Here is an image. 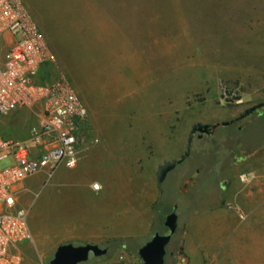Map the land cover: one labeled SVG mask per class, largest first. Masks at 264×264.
<instances>
[{"label": "rangeland", "instance_id": "rangeland-1", "mask_svg": "<svg viewBox=\"0 0 264 264\" xmlns=\"http://www.w3.org/2000/svg\"><path fill=\"white\" fill-rule=\"evenodd\" d=\"M21 1L53 57L45 76L75 88L89 113L90 134L108 141L111 151L117 152L119 142L141 141V148L127 151L134 161L140 159L134 151H140L142 159L147 156L156 172L184 153L192 125L218 124L209 136H191L189 155L160 184L159 207L175 209L177 215L164 264H186L184 254L173 263L169 254L180 253L188 216L203 212L207 232L210 214L204 210L221 194L224 170L264 150V107L234 121L245 109L264 102V0ZM45 24L55 27L62 41L65 38L59 49L73 68L63 63L57 44L47 43ZM81 27L84 33H71ZM37 124L38 117L26 111L0 116L5 137L24 140ZM53 181L35 198L42 207L53 205V200L44 199ZM244 214L246 226L226 235L219 252L203 264H264V219L251 221ZM158 233H167L164 224ZM107 249L103 257L89 256V261L105 259L115 245ZM20 254L21 264H28L22 249ZM52 255L30 264H49Z\"/></svg>", "mask_w": 264, "mask_h": 264}, {"label": "crops", "instance_id": "crops-1", "mask_svg": "<svg viewBox=\"0 0 264 264\" xmlns=\"http://www.w3.org/2000/svg\"><path fill=\"white\" fill-rule=\"evenodd\" d=\"M40 6L37 12L42 19ZM85 9L89 14L88 2ZM44 29L47 43L57 44L63 63L73 68L68 55L59 49L60 43L64 46L65 38L62 41L60 35L54 33L55 27L51 29L45 24ZM77 31L82 34L85 28L71 33L74 35ZM71 44L74 47L73 42ZM78 141L76 167H59L50 176L46 170L40 171L24 178L14 188L17 204L29 212L32 243L21 247L24 259L30 264L52 254L64 243L100 246L120 243L122 245L117 244L105 259H88L82 264H140L135 253L159 231L168 212L159 207L161 190L155 180V162L147 160V156L142 159L140 151H134L140 156L134 161L130 149L141 148V141L119 142L115 152L110 150L108 141L95 140L89 131V113L80 123ZM127 148L130 149L127 151ZM244 175L247 178L242 181ZM52 177L54 187L44 199L53 200V205L42 207L35 198ZM221 179V194L204 210L205 214H210L209 230L205 231L203 212L196 211L186 219L180 251L185 255L186 264H203L210 254L219 252L226 235L236 232L239 226H246L242 223L245 210L251 221L264 219V150L245 164L226 168ZM93 184L98 185L97 190L92 189ZM157 207L159 213L155 211Z\"/></svg>", "mask_w": 264, "mask_h": 264}, {"label": "built area", "instance_id": "built-area-1", "mask_svg": "<svg viewBox=\"0 0 264 264\" xmlns=\"http://www.w3.org/2000/svg\"><path fill=\"white\" fill-rule=\"evenodd\" d=\"M52 62L23 2L0 0V116L26 111L38 117L24 140L0 132V264H21L20 246L32 242L15 186L40 171L50 176L59 167L73 169L79 161L78 130L87 110L69 82L45 76Z\"/></svg>", "mask_w": 264, "mask_h": 264}, {"label": "water", "instance_id": "water-1", "mask_svg": "<svg viewBox=\"0 0 264 264\" xmlns=\"http://www.w3.org/2000/svg\"><path fill=\"white\" fill-rule=\"evenodd\" d=\"M262 107H264V102L257 103L248 109H245L234 121H237ZM228 124L229 122H222L220 125L227 126ZM217 126L218 124L203 125L199 123L192 125L184 153L178 160L167 161L157 167L155 172L156 183L161 184L167 173L171 171L177 163L182 162L189 155L192 141L191 136L193 134L198 133V136L200 137L202 134L211 133L208 129L213 130ZM163 224L167 228V233H153L150 239L137 250V255L141 260V264H164V257L166 254L165 248L169 244L171 236L177 229V215L175 209H172V211L165 216ZM107 250V247H100L95 244L73 245L71 243H64L56 247L52 258L49 260V264H80L87 261L89 256L95 258L103 257L107 253Z\"/></svg>", "mask_w": 264, "mask_h": 264}, {"label": "flooded vegetation", "instance_id": "flooded-vegetation-1", "mask_svg": "<svg viewBox=\"0 0 264 264\" xmlns=\"http://www.w3.org/2000/svg\"><path fill=\"white\" fill-rule=\"evenodd\" d=\"M229 125V124H228ZM218 127V126H217ZM216 127V128H217ZM215 128V129H216ZM215 129H208L211 133H209V134H202L199 138H201V137H203V136H209V135H211L213 132H214V130ZM195 134H197L198 135V133H195ZM194 135V134H193ZM169 257H170V259H171V261H172V263L173 262H175V261H179V260H182L183 259V257H182V255H181V252L180 253H178V254H174L173 252H170V254H169Z\"/></svg>", "mask_w": 264, "mask_h": 264}, {"label": "trees", "instance_id": "trees-1", "mask_svg": "<svg viewBox=\"0 0 264 264\" xmlns=\"http://www.w3.org/2000/svg\"><path fill=\"white\" fill-rule=\"evenodd\" d=\"M171 211H172V209H170V211H168V212L165 214V216H166L167 214H169ZM164 219H165V217H164ZM164 219H163V220H164ZM176 230H177V229H176ZM117 244L122 245V244H120V243H116V244H115V243H107V244L105 245V247H107V245H115V246H116ZM115 248H116V247H115Z\"/></svg>", "mask_w": 264, "mask_h": 264}]
</instances>
